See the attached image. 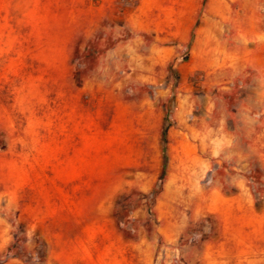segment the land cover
Wrapping results in <instances>:
<instances>
[{"label": "rangeland", "instance_id": "374dc122", "mask_svg": "<svg viewBox=\"0 0 264 264\" xmlns=\"http://www.w3.org/2000/svg\"><path fill=\"white\" fill-rule=\"evenodd\" d=\"M0 264H264V0H0Z\"/></svg>", "mask_w": 264, "mask_h": 264}, {"label": "crops", "instance_id": "0c3cea01", "mask_svg": "<svg viewBox=\"0 0 264 264\" xmlns=\"http://www.w3.org/2000/svg\"><path fill=\"white\" fill-rule=\"evenodd\" d=\"M78 255H77V258L82 261V262H87L88 261V255L86 253V248L85 247H81L79 248V251H78Z\"/></svg>", "mask_w": 264, "mask_h": 264}, {"label": "trees", "instance_id": "16d2710c", "mask_svg": "<svg viewBox=\"0 0 264 264\" xmlns=\"http://www.w3.org/2000/svg\"><path fill=\"white\" fill-rule=\"evenodd\" d=\"M170 109L167 111V116H169ZM159 191V188L154 189L153 194H156Z\"/></svg>", "mask_w": 264, "mask_h": 264}]
</instances>
